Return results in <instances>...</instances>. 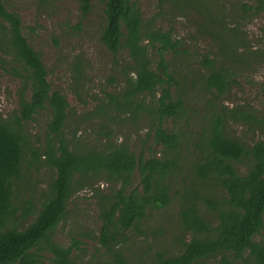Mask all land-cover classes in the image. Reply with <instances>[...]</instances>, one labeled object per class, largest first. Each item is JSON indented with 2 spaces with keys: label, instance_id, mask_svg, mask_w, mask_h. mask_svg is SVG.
Here are the masks:
<instances>
[{
  "label": "trees",
  "instance_id": "trees-1",
  "mask_svg": "<svg viewBox=\"0 0 264 264\" xmlns=\"http://www.w3.org/2000/svg\"><path fill=\"white\" fill-rule=\"evenodd\" d=\"M6 1L0 0V52L20 68L14 67L22 86L13 115H0V264H35L39 252L46 248L54 253L56 264H110L107 260L77 262L71 257L72 245L62 247L53 240L54 230L67 214L72 196L86 187L92 188L102 177L119 187L110 194L101 193L99 240L121 261L117 246L124 241L126 232L137 228L149 209L165 207L172 200L170 191L179 168L181 136L165 126L164 120L183 114L184 99L179 90L172 89L177 82L168 70L165 54L178 52L180 41L169 30L152 28L144 20L138 1L104 0L101 39L115 57L122 48L127 49L130 62L126 65L124 88L110 94L109 102H100L95 115L109 113L114 105L116 111L137 116L145 109L144 97L151 95L149 112L154 141L165 150L162 156H138L127 143L121 142L108 143L106 150L80 151L71 147L65 134L71 104L61 91L53 89L41 53L29 43L19 14L9 10ZM90 7L91 0H80L84 16ZM190 8L198 9L204 17L211 15V26L203 24V30L219 48L215 58L204 55L201 63L208 69L203 76L206 86L214 89L215 98L220 99L231 90L237 70L255 58H264V49L254 50L246 35L232 25L237 18L264 12V0H211L207 4L190 1L181 6ZM221 24L226 29H220ZM43 109L50 113L48 144L41 151L29 146L32 157L28 161L33 166L43 158L56 175L41 207L37 209L31 202L23 206L22 218L34 215L23 228L16 216L14 186L22 179L24 148L29 143L25 123ZM229 118L250 126L264 125V117L259 118L251 109L213 110L202 157L193 168L226 191L227 196L212 202L215 224L205 221L195 207L188 208L184 223L196 234L183 243L180 253H159L151 264H195L213 255H218L215 264H236L235 259L247 263L248 257L264 264V241L255 240L264 230V139L249 144L232 136L226 127ZM135 171L139 173L140 185L131 188ZM245 252H249L248 256Z\"/></svg>",
  "mask_w": 264,
  "mask_h": 264
},
{
  "label": "rangeland",
  "instance_id": "rangeland-1",
  "mask_svg": "<svg viewBox=\"0 0 264 264\" xmlns=\"http://www.w3.org/2000/svg\"><path fill=\"white\" fill-rule=\"evenodd\" d=\"M136 1L144 20L152 28L169 30L172 37L180 41L178 52L165 54L168 70L177 82L172 89L179 90L184 99L183 114L164 120L165 126L181 136L179 168L170 191L172 200L165 207L149 209L139 226L126 232L124 241L117 246L121 254L119 261L99 240L101 193L110 194L119 186L102 177L92 188L76 192L67 214L54 230L53 240L62 247L72 245L71 257L77 262L107 260L110 264H151L159 253H180L183 243L197 232L185 225V211L195 207L205 221L212 220L215 224L212 202L217 203L227 196L216 181L203 178L193 168L202 157L204 136L213 110L221 112L224 107L230 110L244 107L253 110L259 118L264 117V58H255L237 70L231 90L220 99L215 98L216 91L204 82L203 76L208 69L201 61L204 55L215 58L219 48L203 30V24L211 26V15L204 17L198 9H181V6L190 1L207 4L211 0ZM6 4L9 10L19 14L24 35L41 53L53 89L61 91L71 104L65 134L73 149L106 150L108 143L125 142L138 156H162L164 147L154 141V124L149 112L151 95L144 97L145 109L137 116L129 111H116L114 105L109 113L95 115L100 102H109L110 94L124 88L126 65L130 62L127 49L122 48L115 57L101 39L105 26L104 0H91L86 16L80 10V0H7ZM232 25L246 35L254 50L264 49V12L237 18ZM224 28L221 24L220 29ZM11 61L0 52V115L4 117L13 115L22 86V79L14 67L20 68ZM159 93L158 90L157 96ZM49 119V111L43 109L25 123L29 143L26 142L24 148L22 179L14 186L16 216L23 228L34 219L33 214L22 218L23 206L31 202L35 208L41 207L56 175L43 158L33 166L28 161L32 157L29 146L41 151L48 144ZM226 127L232 136L249 144L264 139V125L261 124L250 126L229 118ZM139 185L140 176L135 171L131 188ZM255 240L264 241V230ZM39 253L35 264H56L51 249ZM248 253L245 252V256ZM217 259L218 255H213L195 264H215ZM235 263L257 264L251 257L247 258V263L241 259H235Z\"/></svg>",
  "mask_w": 264,
  "mask_h": 264
}]
</instances>
